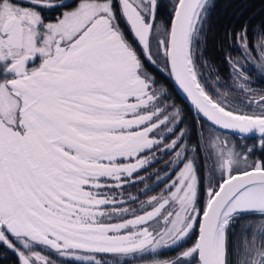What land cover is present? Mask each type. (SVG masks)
<instances>
[{
	"label": "snow or ice",
	"instance_id": "6c2138e0",
	"mask_svg": "<svg viewBox=\"0 0 264 264\" xmlns=\"http://www.w3.org/2000/svg\"><path fill=\"white\" fill-rule=\"evenodd\" d=\"M214 6L0 0V250L16 264H56L51 252L128 264L162 248L178 251L152 264H264V159H251L264 153V88L252 87L264 30L228 36L240 50L225 57L230 84L206 76ZM149 66L185 95L192 123ZM228 134L258 144L237 150ZM161 161L163 175H141ZM151 175L163 187L141 200Z\"/></svg>",
	"mask_w": 264,
	"mask_h": 264
},
{
	"label": "trees",
	"instance_id": "16d2710c",
	"mask_svg": "<svg viewBox=\"0 0 264 264\" xmlns=\"http://www.w3.org/2000/svg\"><path fill=\"white\" fill-rule=\"evenodd\" d=\"M166 2V0H164ZM214 3V7L211 9L209 16V26L207 29V42L204 50V57L209 63V67L204 69V74L208 76L212 75L213 78L219 77V79L228 84L231 83L230 73L231 69L225 59L226 56L231 55L232 57H239L240 50L237 47L234 40H230L228 36L230 34L239 33L242 28L247 26L248 39L254 41L258 32L264 30V0H211ZM45 16L51 18L54 13L45 11L43 13ZM149 71L155 76L158 83L165 85L169 92L173 96V100L177 105L180 106L182 112L185 116L186 123H192L193 118L196 116L194 111L190 106L179 96L176 89L173 86L172 80L168 77L166 72H161L157 70L156 67L149 66ZM256 84L258 85L257 89L264 88V82L257 78ZM205 128L207 125L205 124ZM235 142L243 140L245 143L250 144L253 141L257 140V137H249L241 139L237 135L228 134ZM193 142H195V134H193ZM255 150L254 152H256ZM258 159H264V153L260 150ZM167 159V158H165ZM164 165V164H163ZM161 162L153 165L155 170L159 171L163 175L167 170L164 168ZM145 184L148 185L151 190L147 193V196L141 195L140 199H146L148 196L157 194L160 189L163 187V184H160L157 187V180L154 175H151L150 179L145 181ZM134 187V186H133ZM144 189V184H137L133 192L139 193ZM137 204H135L136 206ZM196 238V234L193 233L192 237L187 241L184 247H190ZM42 254L48 255L50 250L43 248L41 246ZM178 250H172L169 248L158 249L157 253L153 255L145 254L142 258L138 255L136 259H128V264H152V260H167L173 258ZM50 258L56 261V264H83V262L68 261L67 258L59 257L54 252H51ZM109 260L114 259L112 256L106 257ZM121 261H124L126 258H117ZM0 264H16V257L8 252L7 254L3 253V250H0Z\"/></svg>",
	"mask_w": 264,
	"mask_h": 264
},
{
	"label": "rangeland",
	"instance_id": "374dc122",
	"mask_svg": "<svg viewBox=\"0 0 264 264\" xmlns=\"http://www.w3.org/2000/svg\"><path fill=\"white\" fill-rule=\"evenodd\" d=\"M248 68H251L252 67V65H251V63H249V64H247L246 65ZM159 67H163V65H159ZM252 76H253V79L254 80H257V78H258V76H257V73L253 70L252 71ZM254 85V84H253ZM160 86H163L166 90H167V92L169 93V96H168V100H169V102H172L173 101V96H172V94L169 92V90L165 87V85H163V84H160V83H157V87H160ZM177 105V104H176ZM177 106H179V105H177ZM180 107V106H179ZM228 139L230 140V141H232V142H234L236 145H237V150H239V147L241 146V145H243V144H247V143H245L243 140H239L238 139V141H234L230 136H228ZM258 144V139L257 140H255V141H253L252 143H250V144H247L248 146H253V145H257ZM255 150H257L256 152H253V155H252V157H251V159H258V155H259V148L257 147ZM167 158V157H166ZM161 164L163 165L164 164V161H161ZM152 170H155V168L152 166ZM150 173H151V168H149L148 170H147V172H142L141 173V175L142 176H150ZM147 180V179H146ZM134 188H135V186L133 187V186H130V187H127V188H125L124 189V191L126 192V193H131L132 195H138L137 193H135V192H133V191H135L134 190ZM147 199V198H146ZM141 200H145V199H141ZM127 206H129V207H131V208H137V206L138 205H136L135 206V204H129V205H127Z\"/></svg>",
	"mask_w": 264,
	"mask_h": 264
},
{
	"label": "water",
	"instance_id": "95a60500",
	"mask_svg": "<svg viewBox=\"0 0 264 264\" xmlns=\"http://www.w3.org/2000/svg\"><path fill=\"white\" fill-rule=\"evenodd\" d=\"M172 83H173V86L174 88L176 89L177 93L179 94V96L190 106V108L194 111L195 113V110L194 108L192 107V105L190 104V102L188 100L185 99V95L178 89V87L176 86V84L173 82L172 80ZM196 114V113H195ZM237 136H239L238 134H235ZM249 137H257V136H253V135H248L247 138Z\"/></svg>",
	"mask_w": 264,
	"mask_h": 264
},
{
	"label": "flooded vegetation",
	"instance_id": "af4514ba",
	"mask_svg": "<svg viewBox=\"0 0 264 264\" xmlns=\"http://www.w3.org/2000/svg\"><path fill=\"white\" fill-rule=\"evenodd\" d=\"M252 87H254V88H257L258 87V85L256 84V81H255L254 85H252Z\"/></svg>",
	"mask_w": 264,
	"mask_h": 264
}]
</instances>
